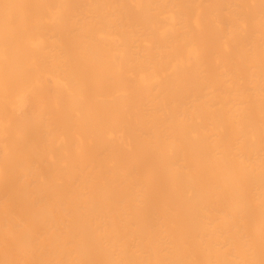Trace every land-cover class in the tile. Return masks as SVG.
<instances>
[{"label": "bare ground", "instance_id": "obj_1", "mask_svg": "<svg viewBox=\"0 0 264 264\" xmlns=\"http://www.w3.org/2000/svg\"><path fill=\"white\" fill-rule=\"evenodd\" d=\"M0 264H264V0H0Z\"/></svg>", "mask_w": 264, "mask_h": 264}, {"label": "rangeland", "instance_id": "obj_2", "mask_svg": "<svg viewBox=\"0 0 264 264\" xmlns=\"http://www.w3.org/2000/svg\"><path fill=\"white\" fill-rule=\"evenodd\" d=\"M37 102H38V99L36 98L35 95H28L25 108L30 109ZM16 109H17V107H16Z\"/></svg>", "mask_w": 264, "mask_h": 264}]
</instances>
